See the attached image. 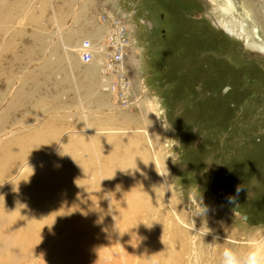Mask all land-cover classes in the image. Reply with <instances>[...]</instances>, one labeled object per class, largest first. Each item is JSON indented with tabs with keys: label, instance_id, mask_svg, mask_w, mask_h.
<instances>
[{
	"label": "rangeland",
	"instance_id": "obj_1",
	"mask_svg": "<svg viewBox=\"0 0 264 264\" xmlns=\"http://www.w3.org/2000/svg\"><path fill=\"white\" fill-rule=\"evenodd\" d=\"M4 1L12 8L18 6V14H13L12 21L0 22V114L16 95L15 117L24 119L31 110L35 117L17 126L7 124L0 132V144L10 135L41 128L56 131L60 140L68 138L70 143L85 140L83 161L78 155L75 160L85 166L89 191L99 194L103 203L100 206L97 200L92 210L101 216L105 213L109 219L106 225L102 219L101 250L108 259L116 255L110 264H141L142 259L155 256L154 245L160 238L163 261L170 259L172 264H220L223 247H232L243 256L250 239H264V174L259 176L264 171L260 168L264 164V52L247 48L237 36L222 34L217 27L222 26L221 17L211 3L203 0L206 8L202 9L186 0H167L161 2L163 7L154 0ZM235 2L264 36V0ZM152 9L157 14L165 12L166 17L173 11L181 13L179 18L185 17L180 22L184 33L181 45L172 50L167 45L164 58L160 56L163 49L154 44L155 38L164 43L161 28L167 30V36L173 32L168 22L155 28L149 19ZM91 14L96 24L109 25V40L115 29L122 32L124 25L129 27L122 50L123 66L113 59L117 49L108 44L107 50L112 51L108 56L107 43L98 47L93 38L81 34L91 22ZM75 34L82 41L69 43ZM87 40L95 48L90 61L82 59ZM65 41L72 52L66 50ZM103 48L104 54L100 51ZM103 61L106 65H101ZM119 73L126 76V82ZM228 85L232 90L223 97L225 102L210 101L216 95L220 98ZM202 97L205 102L194 108L196 99ZM149 104L159 105L160 119L171 124L170 130L163 128V121L154 113L147 116L145 107ZM169 156L177 157L178 162L174 164ZM151 161L169 175L160 176ZM127 166L136 169L121 170ZM107 176L113 183L123 184L116 187V196ZM238 185L245 187L237 196ZM197 186L208 208L203 217L192 216L187 199L188 189ZM247 188L253 193L249 200ZM106 193L112 196L115 209L111 211ZM123 197L130 201L125 200L126 206L133 199L130 206L136 209L134 220L139 221L127 235L119 226L120 232L115 229L113 220L121 205L116 200ZM230 197H235L234 203L229 202ZM204 223L212 229L205 236ZM139 233L144 238L140 237L130 251L129 263L122 246ZM227 236L229 244L224 243ZM147 238L154 244L149 252Z\"/></svg>",
	"mask_w": 264,
	"mask_h": 264
},
{
	"label": "bare ground",
	"instance_id": "obj_2",
	"mask_svg": "<svg viewBox=\"0 0 264 264\" xmlns=\"http://www.w3.org/2000/svg\"><path fill=\"white\" fill-rule=\"evenodd\" d=\"M209 1L221 17L220 23L227 32L244 40L247 48L264 52V36L260 33L259 28L252 24V19L248 13L246 11L243 14L240 12L235 0ZM15 5H18V2ZM17 9L18 6L12 8V6H7L4 0H0V22L12 21L13 14L17 13ZM243 9L246 10V8ZM31 20L37 21L36 18ZM217 25L219 26V24ZM60 30L63 39V31ZM128 30L129 27L127 26V34L130 35ZM100 33L102 32L100 31ZM77 35L75 34L73 38L72 35L69 43H76ZM40 43L44 44L43 41ZM109 43L110 40L105 46L108 56L109 53L112 54L111 50H107ZM12 44L11 46H13ZM64 44L66 50H72L71 47L67 46L66 41ZM91 45L94 46V44ZM11 46H9L10 49ZM105 48L100 49L102 54L105 53ZM82 58L84 60L83 55ZM117 61L120 66H123L124 57L120 55V59ZM121 75L122 77L125 76ZM122 81H127L126 76L123 77ZM1 97L3 94H0ZM17 97L15 95L14 99L16 98V100L0 114V132L5 129L7 124L10 127L17 126L19 123H28L35 117L32 110L26 112L27 115L24 116V119L15 117L19 100ZM56 100L58 98L54 99V101ZM80 140L72 143L68 141V138L60 140L56 131L41 128L37 131L29 130L10 135L7 140L0 144V264H110L111 260L113 261L112 256L116 255H109L108 259L105 252L101 250L104 245L101 241L104 239V232L102 222H98L101 221L102 217L104 218V225H106L110 223L109 219L105 213L101 216L92 210L99 194L93 195L89 191L85 166H80L76 162L77 160L72 158V156L75 158L78 155L79 159L82 160V150H85L86 146L85 140ZM60 150L68 154H61ZM107 179L116 196V187H123L122 182L115 184L110 176H107ZM129 181L131 182V180ZM125 185L127 188L130 187L129 182ZM93 189L96 188L93 186ZM95 192L97 193V190ZM135 192H139V190ZM125 193L129 194L130 191L125 190ZM128 196L125 195V197ZM125 200L130 202L128 198L116 200L121 203L117 207L119 215L116 216V219L120 230L127 235L137 227L139 221L134 220L136 209L130 206L133 199L131 204L127 206ZM102 204L100 201V206H103ZM130 208L132 209L131 214ZM176 225L173 223V227ZM142 235L139 233L135 237H129L127 241L125 240L126 245L122 246L123 252L128 255L126 259L129 263L132 261L130 251L134 249L133 247L136 246L139 238L143 237ZM172 238L176 239L175 237ZM148 240L149 238H147V242L145 241L147 243L146 252L152 250L154 245ZM89 241L94 242V245ZM162 241L163 239L160 238L158 245H154L156 246V249L154 247L155 256L142 259L141 264H172L169 263L170 259L169 261L166 259L168 256L165 258L167 262L164 263L163 261L162 252L159 251Z\"/></svg>",
	"mask_w": 264,
	"mask_h": 264
},
{
	"label": "clouds",
	"instance_id": "obj_3",
	"mask_svg": "<svg viewBox=\"0 0 264 264\" xmlns=\"http://www.w3.org/2000/svg\"><path fill=\"white\" fill-rule=\"evenodd\" d=\"M145 112H146L148 117H149V114L154 113L160 119L159 105L158 104L146 105ZM177 117H179V116H177ZM160 120H162V119H160ZM162 121H163V128L165 130H170L171 124L169 122H166L165 120H162ZM61 154H68V153H64L63 151H61ZM69 155H71V154H69ZM169 157H172V161L174 164L178 162L177 157H175V156H169ZM72 158L75 160V158L73 156H72ZM205 161L209 165L212 164L211 160H205ZM143 162H144V160H143ZM151 162L155 163V161H151ZM144 164L147 165L149 163L144 162ZM155 167H156L157 173L160 176L167 177L169 175V171L167 174L161 173L158 170L156 163H155ZM129 169L134 170L136 168H128V169H121V170L127 172ZM165 183H167V181H165ZM78 186H80V185H78ZM244 187L245 186H243V185L237 186V189H236V195L237 196L239 195L240 191L244 189ZM247 190H248V200H249L253 197V193L248 188H247ZM109 193H111V192H109ZM104 198L109 200V210L111 211L112 209H115L114 206L112 205V196L108 195V193H106ZM187 199H188V202L190 205V211H191V214L193 217H195V216L203 217L206 215L208 208L203 203V195L199 191V186H197V188H195V189H193V188L188 189ZM229 202L234 203L235 197H230ZM234 215H235V217H237V216H239V213L234 212ZM102 219L103 218L101 217V221H98V222H102ZM113 220L116 222L115 223V229L120 232L119 227H118V222L116 220V215H113ZM148 227H151V226H148ZM202 227L206 228V230L203 232L204 236L212 231V229H210L207 226V223H206V225L204 223V225ZM200 229H199V231H200ZM216 239H219V237H216ZM224 243L225 244L231 243V241H229V239H228V236L226 237ZM220 257H221L220 264H264V239H250L248 241V251L243 256L238 254L237 251H235L232 247L225 246V247H223V249L220 253Z\"/></svg>",
	"mask_w": 264,
	"mask_h": 264
},
{
	"label": "flooded vegetation",
	"instance_id": "obj_4",
	"mask_svg": "<svg viewBox=\"0 0 264 264\" xmlns=\"http://www.w3.org/2000/svg\"><path fill=\"white\" fill-rule=\"evenodd\" d=\"M140 1H149V0H137V2H140ZM154 1L157 2L156 4H159V5H157L158 7H163L164 5L161 4V2L162 3H166L167 0H154ZM186 1L188 3H190V4H192V5H195L197 8H200V7H202V9H205L206 8V5H205V3H204L203 0H186ZM207 1L210 3L209 0H207ZM202 9H201V11H202ZM173 13H174V11L172 13H169L168 12V17H166L167 14L165 12H161V10H160L158 12V14H157L156 11L154 9H152L151 12H150V15H149V19H151L153 21V23L155 24V28L156 27H159V26L160 27H164L165 25H167V22H168V23H170V30L173 32V35L167 36V34H164V33L167 32V30L165 28H161V32H159V33H161L163 35L162 36L163 37V40H165L164 43H162L158 39L157 36L155 38L154 44L158 45L159 47H161L163 49V51H161L162 52V55H160V56H163V58L165 57V55H163L164 54V51H165V47L167 45H169V47L171 46L170 50H172V47H176L177 45H181L180 44L181 43V39L184 36V33L183 32L181 33V30L182 29L180 27V22H181V19L182 18H185V17L182 16L181 18H179V16L181 15V13H175V14H173ZM154 16H157V18H154ZM203 17L206 18L204 15H203ZM217 27H219V29L221 30V33L222 34L231 35L229 32H227V30L223 27V25L222 26H217ZM147 28L149 29L148 24H147ZM157 32H158V29H157ZM180 34H181V36H180ZM153 35H156L155 30L153 31ZM142 40H144V38H142ZM151 59L153 60V59H155V57L154 58H151ZM207 79L205 78V79H203V81H206ZM188 87H190V86H188ZM224 87H223L222 93H220V98H218V96L216 95L217 98L215 100H210L211 102L212 101H216V102H213V103H217V102H222L223 103V102H225L227 100V99H225L223 97L228 96V94L230 92L229 90H232V87L230 85L224 86ZM187 92H190V91H187ZM187 92H186V94H187ZM181 98H183L182 95H181ZM200 102L201 103L205 102L204 97L197 98L196 99V102H195L197 104H193L194 105L193 107L194 108L199 107L198 104ZM226 109H228V108H226ZM225 111H228V110H225ZM260 168H261V170L264 169V164L261 165ZM263 174H264V171L259 176H262Z\"/></svg>",
	"mask_w": 264,
	"mask_h": 264
},
{
	"label": "built area",
	"instance_id": "obj_5",
	"mask_svg": "<svg viewBox=\"0 0 264 264\" xmlns=\"http://www.w3.org/2000/svg\"><path fill=\"white\" fill-rule=\"evenodd\" d=\"M126 36H127V27L124 25V31L119 32L115 29L113 35L110 38L109 45L117 49V54L116 56L113 57V59L117 63H119L117 60L120 59V55L123 54L122 50L125 48V41L127 40ZM82 51H83L84 60L88 61L92 59L93 52H95V48L93 45H91V42L87 40L83 44Z\"/></svg>",
	"mask_w": 264,
	"mask_h": 264
},
{
	"label": "crops",
	"instance_id": "obj_6",
	"mask_svg": "<svg viewBox=\"0 0 264 264\" xmlns=\"http://www.w3.org/2000/svg\"><path fill=\"white\" fill-rule=\"evenodd\" d=\"M94 14H91V16L89 17V19H92L91 20V22H88V27L87 28H85L84 29V31L82 32V34L83 35H87V36H90L91 38H93L95 41H93V39H92V41L94 42V43H96V45L99 47V46H101V45H103L102 43H108L109 41V32H110V30H109V25L108 26H105V24H100V25H98V24H96V22L93 20V16ZM97 18V17H96ZM95 27V28H94ZM107 27V28H106ZM93 28L94 29H96L95 31L93 30ZM106 29H108V31H106ZM100 31H102V33H100ZM107 33V34H106ZM105 34H106V37L101 41V39L105 36ZM111 34V33H110ZM82 41V40H81ZM80 41V38H78L77 39V43L79 42H81ZM101 41V42H100ZM108 41V42H107ZM104 43V44H105ZM108 55V54H107ZM105 58H106V55H105ZM83 59V58H82ZM101 63V65L103 64V65H106V61L104 62H100ZM100 63H99V66H100ZM80 64V63H79ZM107 68V67H106ZM104 69V68H103ZM104 84V83H103ZM105 85V84H104ZM104 89H105V86H104Z\"/></svg>",
	"mask_w": 264,
	"mask_h": 264
}]
</instances>
